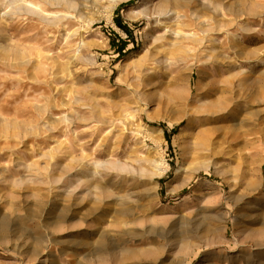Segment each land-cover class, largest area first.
Instances as JSON below:
<instances>
[{
    "label": "rangeland",
    "instance_id": "rangeland-1",
    "mask_svg": "<svg viewBox=\"0 0 264 264\" xmlns=\"http://www.w3.org/2000/svg\"><path fill=\"white\" fill-rule=\"evenodd\" d=\"M111 1L0 0V264H264V0Z\"/></svg>",
    "mask_w": 264,
    "mask_h": 264
},
{
    "label": "bare ground",
    "instance_id": "bare-ground-1",
    "mask_svg": "<svg viewBox=\"0 0 264 264\" xmlns=\"http://www.w3.org/2000/svg\"><path fill=\"white\" fill-rule=\"evenodd\" d=\"M122 1H124V0H112L111 1L112 2V4H111V10L112 9H115V7L117 6V4L120 3V2H122ZM20 5H21V3H20ZM24 10H26V13H28V14H31V15H34V16H38V15L39 16H42L38 12V9H37L36 6H34V8L33 7H27V9L24 8ZM19 14H20V12H19ZM58 18H59V16H55L53 21L57 22L58 21ZM69 18H70V20L74 21L76 17L73 18V17L70 16ZM91 21L88 22V24H90ZM88 24H87V26H88ZM148 70H149V72L147 74H150L152 68H149ZM189 70H191V69H189ZM177 82H178V79L175 80L174 86H176L175 87L176 96L179 97L181 92L179 91V88H178L179 87V83H177ZM185 91H186V97H187V99H189V97H190V90L189 89L188 90L186 89ZM241 111L242 110H241L240 105L239 104H236L235 101L234 102H229V103L224 104V105L218 104V105L214 106L213 108H210V110H207V111H205V110L202 111V112L195 111L193 113V115H195V116L188 117V120H189L188 123L190 124V123L194 122L193 119L195 117H197V116L199 118L200 117H205V121H202L200 126H207V128L201 130V132L198 133V136H201V135H204L206 133H209L211 131V127L213 128V126L216 125V124H220V123L222 124V123H226L228 121L234 120L237 116L240 115ZM109 126H110V124H109ZM200 139H202V138L200 137ZM199 144H201V143H198V145ZM162 159L163 158H160V159L157 158L155 156V153L150 152L149 153V157L147 159V163H146L148 166L146 168H143L142 169V175H143L144 179L149 183V185L151 186V188H152L153 191H154V188L157 186V184L154 182V179L161 177L165 173V171L167 170V166L164 164V161ZM96 166L97 165H95V167ZM108 166H110L111 168H115V169H117L118 171H121V172H126L127 171V173H129V174L133 173V169L130 168V169L127 170V168L124 165H121V164L108 165ZM97 167H99V165ZM103 167H105V166H103ZM95 169H97V168H95ZM97 171H98V169H97ZM176 174H180V172L177 171ZM185 179L188 180L189 177L188 178L185 177L183 179L175 178V180H174L175 181V185H173V186L171 185L172 191L173 190L175 191L176 189H178L179 187H181L183 185V183H185Z\"/></svg>",
    "mask_w": 264,
    "mask_h": 264
}]
</instances>
